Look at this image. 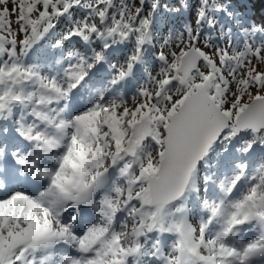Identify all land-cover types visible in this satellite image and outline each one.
Listing matches in <instances>:
<instances>
[{"label": "snow or ice", "instance_id": "1", "mask_svg": "<svg viewBox=\"0 0 264 264\" xmlns=\"http://www.w3.org/2000/svg\"><path fill=\"white\" fill-rule=\"evenodd\" d=\"M0 264H264V13L0 0Z\"/></svg>", "mask_w": 264, "mask_h": 264}, {"label": "trees", "instance_id": "2", "mask_svg": "<svg viewBox=\"0 0 264 264\" xmlns=\"http://www.w3.org/2000/svg\"><path fill=\"white\" fill-rule=\"evenodd\" d=\"M249 3H251V4H256V2L258 1V0H247Z\"/></svg>", "mask_w": 264, "mask_h": 264}]
</instances>
